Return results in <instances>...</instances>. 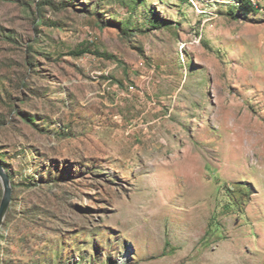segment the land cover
Listing matches in <instances>:
<instances>
[{
    "label": "rangeland",
    "instance_id": "374dc122",
    "mask_svg": "<svg viewBox=\"0 0 264 264\" xmlns=\"http://www.w3.org/2000/svg\"><path fill=\"white\" fill-rule=\"evenodd\" d=\"M242 1L0 0V264H264Z\"/></svg>",
    "mask_w": 264,
    "mask_h": 264
},
{
    "label": "water",
    "instance_id": "95a60500",
    "mask_svg": "<svg viewBox=\"0 0 264 264\" xmlns=\"http://www.w3.org/2000/svg\"><path fill=\"white\" fill-rule=\"evenodd\" d=\"M0 180L3 186V196L0 202V228L11 202L12 188L10 184V177L0 165Z\"/></svg>",
    "mask_w": 264,
    "mask_h": 264
},
{
    "label": "trees",
    "instance_id": "16d2710c",
    "mask_svg": "<svg viewBox=\"0 0 264 264\" xmlns=\"http://www.w3.org/2000/svg\"><path fill=\"white\" fill-rule=\"evenodd\" d=\"M256 9L257 8H255L254 5H252L250 1L246 0V1L241 2L240 7H239V12L241 16L247 17L250 13L254 12Z\"/></svg>",
    "mask_w": 264,
    "mask_h": 264
}]
</instances>
